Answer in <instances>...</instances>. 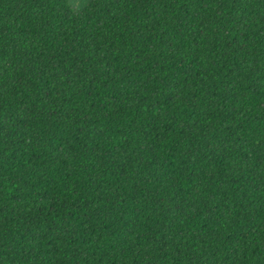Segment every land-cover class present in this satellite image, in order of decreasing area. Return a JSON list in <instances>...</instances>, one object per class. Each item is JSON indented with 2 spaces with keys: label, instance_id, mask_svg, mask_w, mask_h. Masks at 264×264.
<instances>
[{
  "label": "trees",
  "instance_id": "1",
  "mask_svg": "<svg viewBox=\"0 0 264 264\" xmlns=\"http://www.w3.org/2000/svg\"><path fill=\"white\" fill-rule=\"evenodd\" d=\"M0 264H264V0H0Z\"/></svg>",
  "mask_w": 264,
  "mask_h": 264
},
{
  "label": "rangeland",
  "instance_id": "2",
  "mask_svg": "<svg viewBox=\"0 0 264 264\" xmlns=\"http://www.w3.org/2000/svg\"><path fill=\"white\" fill-rule=\"evenodd\" d=\"M90 0H70L72 6L80 11Z\"/></svg>",
  "mask_w": 264,
  "mask_h": 264
}]
</instances>
